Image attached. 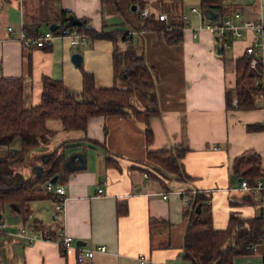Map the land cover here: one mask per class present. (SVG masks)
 <instances>
[{"label": "crops", "instance_id": "0c3cea01", "mask_svg": "<svg viewBox=\"0 0 264 264\" xmlns=\"http://www.w3.org/2000/svg\"><path fill=\"white\" fill-rule=\"evenodd\" d=\"M144 6L150 8L154 19L158 12L166 13L167 23H181V13L187 14L188 27L182 28L181 39L169 44L162 33L135 29L138 25L129 0H117L116 4L100 0H0V76L23 78L26 107L39 103L43 75L79 91L82 67L93 75L96 87L115 84L113 53L116 46H124L119 37L124 32L155 74L160 109L159 116L150 118L153 139L148 145L143 122L131 116H89L84 130L68 131L62 129L59 119H47V128L54 131L49 143L29 151L26 162L17 169L25 176H32L34 170L43 173L47 153L54 149L64 150L66 158L82 152L84 165L79 166V157H74L69 169L62 166L55 172V183L65 189L60 212L50 215L55 194L45 189L43 180L27 191L30 212L26 219L8 205L2 208L0 214L8 226L0 232V264H192L182 248L184 194L208 196L206 203L217 229L226 227L231 212L244 218L258 214L260 207L245 200L247 190L240 187L232 162L241 151L253 148L264 167V129L248 127L264 123V111L256 106L227 107L225 101V92L235 81L234 60L244 55L245 46L257 35L245 31L228 49L218 52L213 30L200 27L193 36L192 29L207 20L190 11L192 6L199 9V0H145ZM60 9L85 18L97 31L115 33L116 42L86 36L83 43L72 45L66 34L53 36L43 46H25L19 40L24 22L37 25L42 34ZM235 10L244 18L264 22V0H228L222 15ZM43 17L47 19L45 28L41 27ZM8 25L12 32H7ZM73 52L81 53L79 64L72 61ZM131 100L138 108L144 107L137 94ZM177 143L187 147L179 160L189 178L179 179L165 169L164 179L151 174L145 177L147 151ZM35 198L40 202L31 201ZM231 200L240 202L232 204ZM37 222L46 231L62 229L73 237L74 245L96 248L103 244L106 249L78 262L75 246L62 249L57 242L42 238L28 244L12 233L23 225L30 231ZM263 258L264 247L257 245L248 253L233 256L227 264H263Z\"/></svg>", "mask_w": 264, "mask_h": 264}, {"label": "trees", "instance_id": "16d2710c", "mask_svg": "<svg viewBox=\"0 0 264 264\" xmlns=\"http://www.w3.org/2000/svg\"><path fill=\"white\" fill-rule=\"evenodd\" d=\"M103 3L116 4L117 0H100ZM135 5L133 14L137 25L135 29L155 30L162 33L169 44L177 43L181 39V23H167L154 19L152 16L143 17L141 9L145 0H129ZM228 0H199V9L213 10L223 16ZM73 15L65 9H60L56 19L48 22H57L54 34H66L75 28L88 37H106L116 42V35L112 32L97 31L85 18L80 25L66 26L67 17ZM22 28L28 35H39L37 25L24 22ZM119 37L124 46H116L113 53L115 84L111 87H96L93 75L81 67L82 87L75 91L65 86L61 80L43 75L41 77L42 90L40 101L36 105L25 106L21 76H0V147L6 152L0 154V211L5 205L14 208L26 219L29 208L27 191L37 180L44 183L51 179L63 166L66 159L64 150H50L47 159L42 164L41 174L33 171L32 176L23 175L18 169L28 158L29 151L40 144L46 145L54 134L53 129L47 128V119H59L62 129L84 130L87 118L94 115L118 114L131 116L144 124V141L148 145L153 139L150 118L160 115L155 93V74L145 63L141 52L129 41L127 35L121 32ZM217 39V36H215ZM221 50H226L220 46ZM235 81L231 89L225 92L227 107L234 106L232 99H237V108H251L255 105L254 94L261 91L255 84L256 72L249 65V57L245 54L234 60ZM118 80L122 82L119 85ZM117 81V83H116ZM263 90V89H262ZM137 93L144 103L143 108L135 106L131 100ZM250 129L262 128L264 123L248 126ZM19 138V147L12 148L9 144ZM187 147L177 143L169 148L147 151V164L144 165L146 174L155 178H163V169L178 175L179 179H187L180 157ZM261 156L253 148H246L233 158L232 171L248 183L245 200L259 206V212L253 217L244 218L231 212L225 228L217 229L213 226L208 196L200 192H188L183 214L186 225L183 232L182 248L184 257L189 258L192 264H227L233 256L249 252L250 246L260 241L264 233V201L261 196L264 191L254 187L256 178L261 173ZM36 175H35V174ZM40 175V176H37ZM37 176V177H36ZM54 196L53 198H55ZM233 203L240 201L231 200ZM200 203V209L196 206ZM118 213H121L117 209ZM154 220V219H153ZM35 228L46 229L39 222ZM54 233L53 231H51ZM62 248V247H61ZM64 249V248H62ZM264 264V258H263Z\"/></svg>", "mask_w": 264, "mask_h": 264}, {"label": "built area", "instance_id": "2783aa9c", "mask_svg": "<svg viewBox=\"0 0 264 264\" xmlns=\"http://www.w3.org/2000/svg\"><path fill=\"white\" fill-rule=\"evenodd\" d=\"M190 11L197 13L199 19L204 18V14L197 7H190ZM151 10L148 6H143L141 9V15L143 17L150 16ZM187 14L181 13L180 19L182 21L181 28L188 27ZM156 19L163 20L167 22L168 15L164 12H158L156 14ZM200 27H205L213 30L215 36H217L218 46H222L225 49H228L231 45V42L236 37L242 35L245 31H253L257 37L244 48V54L249 57V65L256 72L255 84L257 87L261 89L260 92L254 94L255 97V105L264 111V22L258 19H249L244 18L241 15L239 10L233 11L231 14L225 16H219L215 20L207 19L204 22H201L198 27L193 28V36L197 35V31ZM13 27L11 25L7 26V32H12ZM55 35H65V34H54L53 31L47 30L39 35H28L25 30L21 27L19 32V40L23 42L25 46H30L34 44L35 46H43ZM66 35L70 38V43L72 45H78L85 41V35L78 32L75 28H73L70 32L66 33ZM263 89V90H262ZM232 103L234 106L237 105V99L234 97L232 99ZM262 175L255 180L254 187L257 189H262L264 191V167L261 169ZM146 177V172L143 173ZM240 187L248 190L249 186L245 179H241L239 181ZM45 189L47 191H51L55 194V198L53 199V210L58 213L63 209V204L65 200V189L61 184L53 183L50 180L45 182ZM101 191V188L98 189ZM163 197L165 195L163 194ZM186 202L188 199L187 194H184L183 197ZM262 201H264V193L261 196ZM8 223L0 218V232L6 231ZM34 226H31L30 231L26 229V226H20L16 231L12 232L13 234L23 237L28 244L33 243L37 238H42L45 240H52L59 244L60 247L67 249L75 246L76 248V259L78 262H83L87 258H91L95 251L103 252L106 249L105 245H99L96 248H86L81 245H74L73 237L64 232L62 229L57 231L56 233H52L51 231H40L35 230ZM257 245H261L264 247V233L260 239V241L247 246L249 250L255 249ZM144 258L141 256V262H143Z\"/></svg>", "mask_w": 264, "mask_h": 264}, {"label": "water", "instance_id": "95a60500", "mask_svg": "<svg viewBox=\"0 0 264 264\" xmlns=\"http://www.w3.org/2000/svg\"><path fill=\"white\" fill-rule=\"evenodd\" d=\"M131 8L134 10L135 9V5H131ZM204 17L206 19H211V20H215L218 17V13L216 11L213 10H205L203 12ZM81 24V20L74 16V15H70L67 17V21L65 23L66 26H73V25H80ZM57 22L53 21L49 24L48 28L50 31H54L57 27ZM217 51L220 52V47L217 46ZM81 53L80 52H73L71 55L72 61L75 64H79L81 62ZM74 157H79L81 163L79 164V166H83L84 165V158H83V153L82 152H73L71 153L63 162V168L65 169H69V162L74 158ZM239 181L242 179V177H238L237 178ZM51 182L55 183L57 180V175H54L51 179H49ZM200 203L197 204L196 206V210L198 211L200 209ZM0 218H1V214H0Z\"/></svg>", "mask_w": 264, "mask_h": 264}, {"label": "rangeland", "instance_id": "374dc122", "mask_svg": "<svg viewBox=\"0 0 264 264\" xmlns=\"http://www.w3.org/2000/svg\"><path fill=\"white\" fill-rule=\"evenodd\" d=\"M56 14V13H55ZM42 20L44 21V22H41V27L42 28H45L46 27V20L47 19H45V17H43L42 18ZM236 38H238V37H236ZM235 38V39H236ZM118 83H119V85H122L123 83L122 82H120L119 80H118ZM135 94H137V93H135ZM137 96H138V94H137ZM139 97V96H138ZM139 99H140V97H139ZM141 100V99H140ZM142 101V100H141ZM9 147H12V148H18L19 147V138L17 137V138H15L10 144H9ZM6 152V148L5 147H3V148H0V154H4ZM16 170H17V168H15ZM24 169V168H23ZM19 171H21V169L19 170ZM22 172V171H21ZM35 183H36V185L38 184V185H41V182L40 181H35ZM33 200H38L37 198H35V199H32L31 201H33ZM31 201H30V203H31ZM43 201H45V202H48V204H50V201L48 200V199H43ZM35 202H40L39 200L38 201H35ZM33 204V203H32ZM50 215L51 214H53V203H52V205H51V207H50Z\"/></svg>", "mask_w": 264, "mask_h": 264}]
</instances>
